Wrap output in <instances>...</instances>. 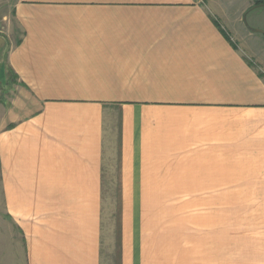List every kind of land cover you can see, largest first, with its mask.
<instances>
[{"label": "crops", "instance_id": "crops-1", "mask_svg": "<svg viewBox=\"0 0 264 264\" xmlns=\"http://www.w3.org/2000/svg\"><path fill=\"white\" fill-rule=\"evenodd\" d=\"M210 5L0 0V264H264L263 62Z\"/></svg>", "mask_w": 264, "mask_h": 264}, {"label": "rangeland", "instance_id": "rangeland-1", "mask_svg": "<svg viewBox=\"0 0 264 264\" xmlns=\"http://www.w3.org/2000/svg\"><path fill=\"white\" fill-rule=\"evenodd\" d=\"M256 1L258 0H210V7L222 18L224 25H233L231 27L232 29L223 25L225 30L230 32L231 42L247 45L249 51L254 52L255 57L263 62L264 69V35L257 32H264V5L252 8L249 12L246 11ZM248 3L250 5L246 8ZM215 13L214 15L217 16ZM232 30H239L236 31L238 34L233 35ZM14 37L13 35L10 38L14 40ZM255 65H258L257 62H255ZM260 69H257V71L260 72L262 70ZM8 252L11 254V258L8 261L9 264H23L21 245L19 242L10 244Z\"/></svg>", "mask_w": 264, "mask_h": 264}, {"label": "flooded vegetation", "instance_id": "flooded-vegetation-1", "mask_svg": "<svg viewBox=\"0 0 264 264\" xmlns=\"http://www.w3.org/2000/svg\"><path fill=\"white\" fill-rule=\"evenodd\" d=\"M264 5V0H258L255 3H253L246 11L249 12L250 9Z\"/></svg>", "mask_w": 264, "mask_h": 264}, {"label": "water", "instance_id": "water-1", "mask_svg": "<svg viewBox=\"0 0 264 264\" xmlns=\"http://www.w3.org/2000/svg\"><path fill=\"white\" fill-rule=\"evenodd\" d=\"M257 32H259V33H261L262 35H264V32H263V31H257Z\"/></svg>", "mask_w": 264, "mask_h": 264}]
</instances>
